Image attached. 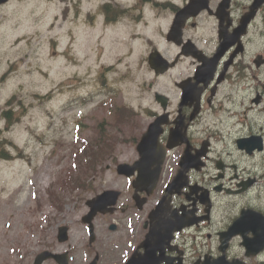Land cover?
I'll use <instances>...</instances> for the list:
<instances>
[{"label": "flooded vegetation", "instance_id": "1", "mask_svg": "<svg viewBox=\"0 0 264 264\" xmlns=\"http://www.w3.org/2000/svg\"><path fill=\"white\" fill-rule=\"evenodd\" d=\"M187 1L140 0L139 4H131L96 0L92 11H85L87 16L92 13L108 19L114 15H152L154 23H158L155 29L161 39L149 42V51L160 48L165 57L181 58L179 61L184 64L188 80L192 79L197 59L202 56L208 58L213 67L209 83H200L208 93L198 104L196 116L192 112L195 101L185 98L181 91L178 94L176 113L183 115V142L170 150L175 155L174 167L167 170L170 171L167 178L172 177L178 170L179 158L185 154L196 159L199 168H191L188 175L190 183L198 186L190 193L175 197L170 210L165 209L170 216H188L200 222L174 231L172 236H147L156 221L145 223L142 214L150 207L153 209L162 198L169 181L164 180L160 192L156 189L148 196L151 206L139 208L127 204L126 214L119 219L113 233L98 231L97 240L87 251L98 254L100 264H264V5L259 9L261 15L255 17L246 34L230 36L224 47H220L219 19L204 10L187 21L179 45L168 35L174 12ZM218 3L211 7L216 9ZM235 4L236 1L231 9L234 20L229 32L249 6L240 11ZM134 19L137 21V16ZM201 22H216L211 37L203 39ZM135 26L130 25V31L137 34ZM187 40L193 41L196 52L193 56L182 57L181 46ZM213 56L216 59H211ZM168 159L166 152L165 164ZM212 171L218 184L211 189L201 181ZM250 189L253 194L245 196L242 203H234L233 199L226 202L222 198L223 193L242 194ZM199 226L210 232L199 236L184 235L187 230ZM229 229L240 235L230 236ZM86 246L87 242L83 243L84 249ZM84 262L82 260L81 264ZM43 264L59 263L49 258Z\"/></svg>", "mask_w": 264, "mask_h": 264}, {"label": "rangeland", "instance_id": "2", "mask_svg": "<svg viewBox=\"0 0 264 264\" xmlns=\"http://www.w3.org/2000/svg\"><path fill=\"white\" fill-rule=\"evenodd\" d=\"M12 3L9 8L4 6L0 9V104L2 105L0 117L4 110L12 109V105L19 98L24 99L27 105L33 103L37 99L35 94L53 90L56 80L67 74L86 71L92 74L101 70V63L97 57H94L82 38L70 44L68 21L64 15H58L61 11V3L55 0L33 2L31 4L34 8L33 12H39L40 15H31L28 18L19 15V10L15 11L27 2L22 4V1L14 0ZM81 34L83 31L79 29L73 36L78 38ZM53 37L56 38V42H53ZM54 49H59V52ZM106 55L113 57L110 53ZM16 63V70H11V66ZM118 71L113 69L110 72L114 73L112 80H115ZM58 86L61 90L74 91L80 84L70 79L61 81ZM116 92L118 103L129 100L125 92L118 90ZM13 96L16 98L12 104L5 106ZM62 97L68 96L63 94ZM83 98L77 95L71 103L78 105L82 103ZM60 103L62 100L56 93L51 103L44 109L36 105L28 106L23 113L16 114L14 108L11 112L13 119L20 117V121L10 129L5 128V120L0 118L1 140L3 135H7L13 141L7 146L9 153L21 154L22 148L23 153L30 154L29 158L20 160L16 167H9L7 162H0V264H22L24 261H29L38 249L54 244L53 239L58 225L65 223L73 225L80 219L85 211L84 199L93 197L91 185L96 187L100 183L103 189L108 184L107 177L101 179L98 174L90 175L81 171L79 173L84 174L83 179L89 183L88 187L75 189L64 187L59 183L78 161L74 154L75 147L82 146L83 139L91 138L95 133V130L85 127L86 129L80 130L78 141H75L74 128L77 119L74 114L68 112L66 113L69 117L68 123L59 130L58 127L65 122L61 115L54 113L53 110L60 109ZM89 113L92 115L90 119L98 117L94 118L95 120L107 116L106 110L101 108L97 113L91 111ZM104 126L108 130L112 129L110 121L104 122ZM34 131L47 132L43 138H39ZM118 132L121 138H125L130 135L131 128L123 126ZM58 139L61 142L55 144ZM118 149L119 151L124 149L119 155L121 159L127 160L132 156L130 144L120 143ZM84 164L83 155L81 162H78V168ZM44 173H48V182L56 179L51 189L61 201L56 200L55 195L50 198L51 189L44 191L41 188L39 179L41 180ZM18 174L21 176L20 181H15L11 185L9 181L13 182L18 178ZM34 176H37V180L33 178ZM21 183L25 185L26 191L18 199L14 185L16 184V188L19 189L17 195L19 197L20 191L25 189ZM35 190L39 193L36 199H33L31 195ZM59 203L63 204L61 210L58 207ZM76 205L78 207H75ZM80 234L76 232L77 236L72 235L74 245H77L78 239L83 236Z\"/></svg>", "mask_w": 264, "mask_h": 264}, {"label": "water", "instance_id": "3", "mask_svg": "<svg viewBox=\"0 0 264 264\" xmlns=\"http://www.w3.org/2000/svg\"><path fill=\"white\" fill-rule=\"evenodd\" d=\"M2 1H5V0H0V2H2Z\"/></svg>", "mask_w": 264, "mask_h": 264}, {"label": "bare ground", "instance_id": "4", "mask_svg": "<svg viewBox=\"0 0 264 264\" xmlns=\"http://www.w3.org/2000/svg\"><path fill=\"white\" fill-rule=\"evenodd\" d=\"M18 184V183H17ZM18 187V186H17ZM19 191V190H18ZM12 199V198H11Z\"/></svg>", "mask_w": 264, "mask_h": 264}]
</instances>
